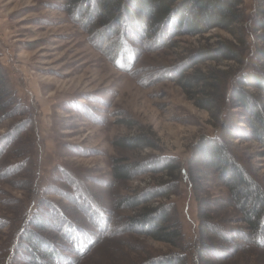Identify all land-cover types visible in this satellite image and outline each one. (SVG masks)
Returning a JSON list of instances; mask_svg holds the SVG:
<instances>
[{"label": "rangeland", "instance_id": "rangeland-1", "mask_svg": "<svg viewBox=\"0 0 264 264\" xmlns=\"http://www.w3.org/2000/svg\"><path fill=\"white\" fill-rule=\"evenodd\" d=\"M257 1L243 0L249 22ZM71 2L0 0V83L4 75L9 83L3 91L9 90L20 105H8V114L0 110V264H37L25 253L27 240L21 232L31 202L48 207L44 197L59 201L70 219L99 239L86 254L76 255L65 247L68 240L64 235L27 224L38 231L39 238L52 240L67 256L66 261L72 257L75 264H143L151 258L178 255H184L188 264H197L200 240L212 254L206 264H264V238L258 243L240 209L230 199L223 201L229 190L215 178L204 180L198 194L181 181L168 197L149 201L172 204L170 217L178 218L188 242L179 249L143 237L127 225L142 206L123 205L124 198L142 194L161 181L163 174L154 173L153 165L132 180L117 181L112 175L115 163L144 166L160 162L162 155L175 157L181 169L187 168L199 140L217 135L210 113L196 104L193 90H185L177 79L195 67L214 64L211 60L189 63L198 47L214 46L221 37L232 36L213 29L203 35L145 40L137 45V59L122 63L118 57V66L113 44L119 35L106 40L88 13L79 18L77 11L70 10ZM260 45L264 47V43ZM126 51L130 49L126 47ZM3 91L0 104L9 103ZM225 112L232 124L239 118L237 125L246 131L248 115L243 108L231 105ZM3 113L6 116L1 117ZM22 121H30L23 131L18 126ZM139 135L154 146L133 149L117 145L121 139ZM234 142V153L264 187V145L253 139ZM20 152L22 157H30L29 164H18ZM27 177L36 189L33 195L26 189ZM79 182L105 211L102 226L99 216L94 221L69 195L64 197L57 190L69 191ZM200 211L207 212L215 226L209 233L199 229ZM102 229L110 232L100 236ZM246 233L251 234L247 240ZM42 251L48 255L46 249ZM45 264H52L49 255Z\"/></svg>", "mask_w": 264, "mask_h": 264}, {"label": "trees", "instance_id": "trees-1", "mask_svg": "<svg viewBox=\"0 0 264 264\" xmlns=\"http://www.w3.org/2000/svg\"><path fill=\"white\" fill-rule=\"evenodd\" d=\"M71 1L70 10L77 11L79 18L83 17L84 12L88 13V16L94 19L92 24L103 32L102 35L107 36L106 40H111V35H119L118 41H114L113 44L116 50L114 57L115 61L120 57L119 61L122 63L127 59L129 61L137 59L139 53L137 45L145 40H161L170 35L175 37L203 35L213 29H221L232 36L231 39L221 37L214 46L198 47L189 63L195 65L211 60L214 64L206 65L204 68L195 67L192 73L181 74L177 79L185 90L188 92L193 90L196 104L210 113V121L216 128L217 135L204 136L199 140L187 168L181 169V164L175 157L162 155L160 162L154 161L144 166L142 163L122 166L115 163L112 175L117 181L132 180L136 175L144 172L146 167L152 169L153 165L156 167L154 173L163 174L161 181L153 187L140 195L123 200V205L126 204L134 209L142 206L134 216H131L127 225L143 237L165 242L179 249L186 248L188 242L185 243L180 221L176 216L170 217L171 211L173 212L172 204H153L149 201L163 196L168 197L171 192H175L181 181H185L192 193L198 194L201 192L204 180L215 178L229 190V197L224 198L223 201L230 199L240 209L244 223L247 224V228L254 231L253 235H257V242L260 243L261 237L264 238V187L246 166L244 159L234 153L233 146L237 139H253L264 145V47L260 45L264 43V0L257 1L256 13L251 22L246 20L243 0ZM250 27H253L252 31L249 30ZM126 47L130 51L125 52ZM118 63L116 61L115 64L119 66ZM221 65L223 67H219ZM1 70L0 67V73ZM3 76L0 92L8 87L9 83ZM3 93L11 103H1L0 110L8 114L6 107L17 103L16 97L9 90ZM231 105L243 108L244 114L248 115L244 123L247 126L246 131L237 125L239 118L235 124L228 121L229 115L225 110ZM5 113L1 117L6 116ZM28 125L30 121L26 123L22 121L18 124L22 131ZM117 145L133 149L154 146L142 135L133 139H121ZM19 155L22 161L18 164L30 163V157H22L21 152ZM33 164L37 167V163ZM66 172L69 173V170ZM28 179L27 177L25 180L26 189L33 195L36 189L30 186ZM83 186L84 184L79 182L73 183L69 191L61 188L57 190L61 191L59 193L64 197L69 195L84 212L90 213L94 221L96 219L94 216H99L98 225L102 226L107 219L105 211ZM44 199L45 203L47 202L45 206L48 207L42 208L39 202L33 201L26 209L27 213L24 217L26 219L21 232L26 235L27 240L24 246L25 253H30L37 264H45L48 255L52 264H75L72 257L66 261L67 256L52 240L39 238L38 231L33 232L29 229L31 225L28 227L27 224H32L39 231H45L47 227L64 235L69 242L65 247L69 246L76 255L86 254L99 239H96L91 231L70 219L58 204L59 201L45 197ZM47 208L49 209L46 211ZM200 217V231L211 232L215 226L210 222L207 212L200 211ZM101 231L98 233L100 236L104 235V231L110 232L109 229ZM200 236L203 239V234ZM244 236L247 240L251 234L246 233ZM16 245L17 243L14 244V250ZM206 247L204 241L200 240L197 264H206L207 257L212 256ZM41 249H46L48 255L46 256L45 251ZM143 264H188V262L184 255L183 257L178 255L151 258Z\"/></svg>", "mask_w": 264, "mask_h": 264}]
</instances>
